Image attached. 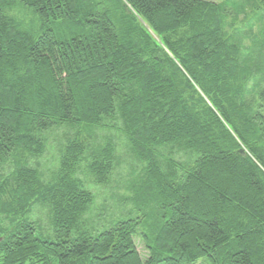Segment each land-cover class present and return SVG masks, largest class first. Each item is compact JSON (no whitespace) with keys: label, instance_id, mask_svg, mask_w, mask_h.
<instances>
[{"label":"trees","instance_id":"1","mask_svg":"<svg viewBox=\"0 0 264 264\" xmlns=\"http://www.w3.org/2000/svg\"><path fill=\"white\" fill-rule=\"evenodd\" d=\"M244 11L259 26L246 48L227 32ZM262 11L264 0H0V168L13 164L0 264H264ZM114 117L140 169L117 199L126 212L104 223L81 176L112 177L115 147L96 131ZM56 130L59 168L42 182L30 161Z\"/></svg>","mask_w":264,"mask_h":264},{"label":"rangeland","instance_id":"2","mask_svg":"<svg viewBox=\"0 0 264 264\" xmlns=\"http://www.w3.org/2000/svg\"><path fill=\"white\" fill-rule=\"evenodd\" d=\"M207 1L218 2L219 0ZM262 13L264 12L262 11L261 15ZM23 17L27 23V20L29 19L26 14H24ZM252 18H254L252 12L244 11V13L240 15H233L231 17L232 21L227 27V32L236 33V39L244 45L245 48L250 44V40L254 34L259 31V26L253 24L254 20ZM256 23H259V21ZM150 34L155 40H158L151 31ZM260 46L262 49L264 48V45ZM65 136L66 132L62 130L47 132L45 137L48 142L43 155L30 161V165L39 171L42 182H46L51 179L52 175L57 171V168H59L58 160L60 149L58 146L64 142L61 138ZM96 138L102 140L100 143L103 144L108 142L106 141V138H110L112 140L111 143L115 147L117 160L112 177L104 186L94 184L85 174L81 176V178H83L82 180L85 182V188L91 191L94 195L95 203L92 206V211H99V213L104 215L103 222L106 223L126 212L128 206L124 203L121 207L117 199L119 196L126 193L124 189L126 185L125 183L133 173H136L140 169V165L128 152L126 140L121 133L120 124L115 117L104 121L103 128H99V130L96 131ZM169 155L173 158L179 159L182 154H179L177 149H173ZM12 170L13 164H4L0 168V179L7 177ZM129 171H132L131 174L128 173ZM32 210L33 211L28 214L29 220L36 222L42 229L47 228L48 223L46 221L47 215L45 209L33 207ZM110 215L111 218H109ZM9 225L10 222L0 216V233Z\"/></svg>","mask_w":264,"mask_h":264}]
</instances>
